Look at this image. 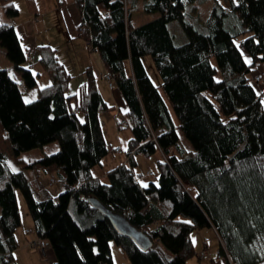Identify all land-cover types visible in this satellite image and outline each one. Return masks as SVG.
<instances>
[{"label": "trees", "instance_id": "trees-1", "mask_svg": "<svg viewBox=\"0 0 264 264\" xmlns=\"http://www.w3.org/2000/svg\"><path fill=\"white\" fill-rule=\"evenodd\" d=\"M26 2L36 13V1ZM206 2L202 15L198 7ZM74 3L79 34L99 54L127 107L125 125L117 122L131 133L127 163L110 168L105 182L91 173L109 152L99 114L114 108L102 98L91 67L77 92L67 95L70 75L55 49L37 46L50 83L25 102L37 85L25 58L30 48L12 24L0 23V47L20 78L0 68V264H14L19 246L17 189L36 236L51 245L52 264H113L111 241L131 264H185L194 254L191 232L202 228L217 235V251L230 259L223 264L264 261L257 246L264 240V77L261 92L253 81L255 66L264 65V0ZM0 6L6 17L19 14L14 0H0ZM139 8L157 17L135 25ZM174 23L180 43L169 29ZM146 55L162 92L147 74ZM178 129L190 149L180 145ZM51 142L58 143L54 153L20 157ZM156 151L162 155L157 176L142 185L135 156ZM9 158L17 171L9 169ZM52 172L63 187L56 196L39 180L40 173ZM89 199L121 214L151 247L143 250L118 234Z\"/></svg>", "mask_w": 264, "mask_h": 264}, {"label": "rangeland", "instance_id": "rangeland-1", "mask_svg": "<svg viewBox=\"0 0 264 264\" xmlns=\"http://www.w3.org/2000/svg\"><path fill=\"white\" fill-rule=\"evenodd\" d=\"M52 1L54 3V9H50L49 5L46 4L44 7L42 6L41 8L42 13L41 12L35 13V11L30 10L26 0H14V4L18 8L19 14L12 18L6 17L0 6V23L5 21L6 22L13 21V24L16 23L17 25L16 24L15 25L18 31L17 33L19 34L20 38L22 37L21 40L23 47H30L31 51H35L37 48V47L36 48L33 47L35 40L42 41V39H48L51 41V43H53L50 44L51 47L55 49V53L58 60L61 63H63L66 71L70 75V79H69V83L71 82L70 87L66 90V94L69 95L78 90L80 84L79 81L83 78V74H85L86 69L83 68V64L87 61H86V56L82 53V50H84L87 55L93 54V57L96 60V62H102V60L96 51L92 52L89 49V47L86 45V41L79 34L77 25L80 20L79 19L80 14L78 8L74 3V0H64L62 4H59L57 0H52ZM209 5H210L209 2L201 4L198 7L199 13L205 15L208 11ZM156 17H157L156 13H145L141 11L140 8L137 11H135L132 15V19L135 25L143 24ZM169 29L174 36L175 43H180L183 36L180 33L179 29L177 28L176 23L170 24ZM71 33L74 34L71 35ZM35 61L39 63L37 55L34 52L32 59L29 60L28 63H32V67H33ZM143 63L149 78L154 83V85L158 86L159 89L161 90L160 77L154 68L150 56L148 55L144 56ZM10 66L11 63L6 58L4 49L0 47V68L10 69ZM261 70L264 71V65H256L253 70V73H259ZM43 74L45 73L43 72ZM41 78L43 77L40 76L38 79L40 82H41ZM114 117H116V119L118 118V121H120L123 118V115L117 114L116 116H112L109 115L108 112H103L99 114L103 134L106 143L108 144L109 147V152L101 159L102 161L100 164L104 165L103 169H101L100 164L94 165L92 167L93 169L98 171L97 172L98 174H102L107 169L106 168L107 163L112 165L111 163L112 159L110 158H112L114 155L117 156L118 162H120L119 158L121 157L118 156L120 154L114 152V150L112 149L113 146L116 145V140H115L116 129H115V123L113 121ZM120 131L121 132L128 131L130 133V130L126 127L120 129ZM178 133L180 136L179 139L180 145L185 149H190V144L183 137L179 129H178ZM57 149H58V143L51 142L44 145L42 148H35L21 152L20 157L27 161H32L34 159L41 158L44 155L54 153L55 151H57ZM161 157L162 155L159 151H156L149 155L139 153L135 156L136 164L134 166V174L136 176L140 175L138 176V178L141 180L142 185L148 184L150 180L153 181L155 180L157 176V160L160 159ZM7 165L11 171H17L19 169V166L16 165L15 161L12 158H9L7 160ZM148 170L153 172L152 176L145 175ZM39 180L41 183H43V185H45V187H47V191L50 192L52 196H56L60 192H62L63 187L60 181H58L57 175L54 172L40 173ZM50 180H53V183L49 185ZM101 180L105 182L106 178H103ZM16 196L19 198L20 203H22V208L19 207L17 204L19 215L21 212L24 213L27 220H21V216H20V226L16 229L15 234L24 235L25 233L23 232L27 228H29L28 230L31 233V237H34V229L32 225L33 223L28 213L27 206L23 199L22 193L18 189L16 190ZM190 236L194 247V254L192 255L191 258L197 257L196 259H199L198 258L199 252L204 249L203 247L204 241H206L208 244L207 248H205L206 251L209 253L210 256L213 257L215 256L219 248V242L217 236L214 235V233L210 229L208 228L196 229L191 232ZM257 246L264 257V240L258 242ZM110 248L112 253L113 264H131L127 255L119 246H117L114 243V241L110 242ZM34 249L35 248H31L29 246L27 247L28 252L34 251L37 254H39L38 251H35ZM15 256L17 258L16 264H28L26 260V258H28L27 253L23 251H19L18 253L16 252ZM200 261H204L207 262L208 264H211V260L210 261L200 260ZM215 261H219V260H215ZM258 264H264V261Z\"/></svg>", "mask_w": 264, "mask_h": 264}, {"label": "crops", "instance_id": "crops-1", "mask_svg": "<svg viewBox=\"0 0 264 264\" xmlns=\"http://www.w3.org/2000/svg\"><path fill=\"white\" fill-rule=\"evenodd\" d=\"M36 1V4H37V9H36V12L38 13H42V11H41V8H42V6L44 7L46 4H48L49 5V8L50 9H54V3H53V1L52 0H35ZM79 19H80V17H79ZM6 22V21H5ZM6 23H10V24H12L13 25V27L15 28V31H16V33L18 32L17 31V29H16V25L15 24H13V21H10V22H6ZM79 23H80V20H79V22H78V25H79ZM77 25V26H78ZM74 33H71V35H73ZM17 35H18V37H19V34L17 33ZM22 38V37H21ZM21 38L19 37V39H20V41H21V43H22V40H21ZM35 43H34V46L33 47H37V46H39V45H50V44H53V43H51V41L50 40H48V39H42V41H38V40H35L34 41ZM31 44H33V43H31ZM51 46V45H50ZM28 48H30V47H28ZM87 51V50H86ZM92 52L94 51V50H91ZM4 53H5V51H4ZM82 53L86 56V61L87 62H85L84 64H83V68H87V67H91V69H92V72H93V75H94V78H95V81H96V85H97V88H98V90H99V92H100V94H101V96H102V98L105 100V102L108 104V105H113L114 106V108H113V110H111L110 112H108L109 113V115H112V116H116L117 114H124L126 111H127V107H126V104H125V102H124V100H123V98H122V96H121V94H120V92L118 91V89L113 85L112 87H108V85L106 84V82L104 81V79H103V76H104V74H106L107 73V70L105 69V67L103 66V64H102V62H96V60L94 59V57H93V54H86L85 53V51L84 50H82ZM91 59H92V61H91ZM63 64V63H62ZM30 65H31V69L35 72V73H37V85L34 87V88H32L23 98H24V101L25 102H29V101H32L33 99H35V97H36V94H37V90H38V88H40V87H44V86H46V85H48L49 83H50V80H49V77H48V75L45 73V71L43 70V68L41 67V65H39V63H37L36 61L34 62V64H33V67H32V63H30ZM8 71H9V74L11 75V77L16 81V82H20V78H18L16 75H15V73H14V71H13V69H12V67L10 66V69L9 68H6ZM43 72L46 74H43ZM43 75V76H42ZM43 77V78H41V82L38 80L39 79V77ZM85 80H86V77H85V75L83 74V78L79 81V86L80 85H82L84 82H85ZM40 82V83H39ZM71 83V82H70ZM70 83H68V88L70 87ZM67 88V89H68ZM79 88V87H78ZM75 92H77V91H75ZM74 92V93H75ZM28 97V98H27ZM114 123H115V140H116V145H114L113 146V150H114V152H116L115 151V148L116 147H120L121 148V150H122V153H118V154H120V155H118V156H120L121 158H119V160H120V162H118V158H117V156H113L112 158H110V159H112L111 160V163H112V165H110L109 163H107V169L102 173V174H98L97 172V170H95V169H91V173H92V175L95 177V176H97V178H99V179H103V178H105V176H106V172L110 169V168H112V167H114V166H116V165H118V164H120V163H127V158H126V155H125V153H124V151H125V149H126V147H127V141L129 140V138L131 137V133H129L128 131H120V129L118 128V126H117V122H118V118L116 119V117H114ZM102 126V125H101ZM117 153V152H116ZM102 161V160H101ZM101 163V162H100ZM112 166V167H111ZM100 167H101V169H103L104 168V165L103 164H100ZM139 181L141 182V180L139 179ZM16 199H17V204H18V206L19 207H21L22 208V203H20V201H19V198L16 196ZM28 210V209H27ZM20 216H21V220H27L26 219V216H25V214L24 213H20ZM33 225V224H32ZM27 229H29V228H27ZM208 229H210L213 233H214V235H216L215 234V232H214V230L212 229V228H208ZM23 233H25V231L23 232ZM36 236V234H35V232H34V237ZM217 236V235H216ZM29 238H31V233H30V236L28 235H16V239H17V242H18V244H19V246L17 247V249L13 252V257H14V264H16L17 262H16V260H17V258H16V256H15V254H16V252L18 253L19 251H23V252H25V253H27V256H28V258H26V260H27V263L28 264H52V262L54 261V253H53V251L51 250V249H49L45 254H43V253H41L38 249H34L35 251H38V253L39 254H37L36 252H34V251H30V252H28L27 251V240L29 239ZM218 239V238H217ZM206 240V239H205ZM207 242L206 241H204V243H203V247L204 248H207ZM36 253V254H35ZM197 257H195V258H190V259H188V260H186V262H185V264H208L207 262H204V261H200L201 259L199 258V259H196ZM207 261V260H206ZM210 261V260H209ZM224 263V260H219V261H212L211 260V264H223Z\"/></svg>", "mask_w": 264, "mask_h": 264}, {"label": "built area", "instance_id": "built-area-1", "mask_svg": "<svg viewBox=\"0 0 264 264\" xmlns=\"http://www.w3.org/2000/svg\"><path fill=\"white\" fill-rule=\"evenodd\" d=\"M34 52L35 51H31V50L25 51V58L27 60H31ZM263 77H264V75H263V71L262 70L259 73H256L254 75V80L253 81H254V84L257 87L259 92H261L263 90V87H262ZM103 78H104V81L106 82V84L108 85V87H112V75L110 73H106ZM120 122H121L122 125H125V121L123 119ZM115 151L117 153H122V150H121L120 147H116ZM146 176H152V172L148 171L146 173ZM52 183H53V180H50L49 181V185L52 184ZM29 233H30V231L28 229H26L25 230V234L29 235ZM27 246H29L31 248L38 249L43 254H45L49 249H51V245L48 242V240H46L44 238H41L39 236H35V237L29 238L27 240ZM199 258L201 260H212V261H215V260H224L225 261V260L229 259V257H227V259H226V257L223 256L218 251L216 252L214 257L210 256L205 248L199 252Z\"/></svg>", "mask_w": 264, "mask_h": 264}, {"label": "water", "instance_id": "water-1", "mask_svg": "<svg viewBox=\"0 0 264 264\" xmlns=\"http://www.w3.org/2000/svg\"><path fill=\"white\" fill-rule=\"evenodd\" d=\"M94 206L105 218H107L114 230L123 237L132 240L138 247L145 250L151 247L152 242L149 237L130 224L121 214L113 212L99 203L95 199H89Z\"/></svg>", "mask_w": 264, "mask_h": 264}]
</instances>
